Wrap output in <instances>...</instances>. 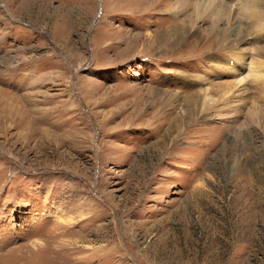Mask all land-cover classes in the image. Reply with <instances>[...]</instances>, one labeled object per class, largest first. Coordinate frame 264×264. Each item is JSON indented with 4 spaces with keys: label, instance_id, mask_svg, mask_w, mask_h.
I'll return each mask as SVG.
<instances>
[{
    "label": "rangeland",
    "instance_id": "obj_1",
    "mask_svg": "<svg viewBox=\"0 0 264 264\" xmlns=\"http://www.w3.org/2000/svg\"><path fill=\"white\" fill-rule=\"evenodd\" d=\"M205 2L0 0V264H264V0Z\"/></svg>",
    "mask_w": 264,
    "mask_h": 264
},
{
    "label": "bare ground",
    "instance_id": "obj_2",
    "mask_svg": "<svg viewBox=\"0 0 264 264\" xmlns=\"http://www.w3.org/2000/svg\"><path fill=\"white\" fill-rule=\"evenodd\" d=\"M205 1H208V2H205L204 4H206L207 6L208 5H213V7L215 8L213 11L216 13V14H218L217 16V19H220V17H223L222 16V14H224V12H223V6L221 5V4H223V2H221V0H205ZM205 5H203L202 6V8L204 7ZM205 8V7H204ZM207 8V7H206ZM171 14H173V12H171ZM215 14V15H216ZM230 14V13H229ZM214 15V16H215ZM202 16V15H201ZM210 17V16H209ZM216 17V16H215ZM215 17H213V18H215ZM207 18V17H206ZM220 21H221V19H220ZM231 26V25H230ZM214 30V29H213ZM216 34V33H215ZM223 39H225V38H223ZM227 39V38H226ZM225 39V40H226ZM259 65H262V64H259ZM259 67V66H258ZM254 68H256V67H254ZM253 69V68H252ZM252 69H251V71H252ZM255 70V69H254ZM257 70H258V68H257ZM262 70V69H261ZM251 71H249V73L251 72ZM255 72V71H254ZM251 74H253V73H251ZM259 76V75H258ZM228 87H229V85H228ZM227 88V87H226ZM228 89V88H227ZM217 92L219 93V96H217V100H216V102H218V104L219 103H221V102H224L223 100L225 99V95H226V91H225V88H222V87H218L217 88ZM230 95V94H229ZM227 97V96H226ZM227 99V98H226ZM225 99V100H226ZM216 104V103H215Z\"/></svg>",
    "mask_w": 264,
    "mask_h": 264
}]
</instances>
